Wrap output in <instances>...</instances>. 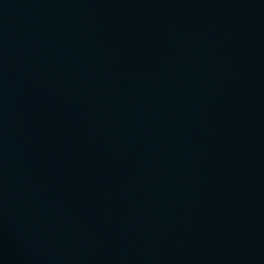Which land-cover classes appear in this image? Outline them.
I'll return each instance as SVG.
<instances>
[{
  "label": "water",
  "instance_id": "95a60500",
  "mask_svg": "<svg viewBox=\"0 0 264 264\" xmlns=\"http://www.w3.org/2000/svg\"><path fill=\"white\" fill-rule=\"evenodd\" d=\"M264 108V0H0V229L121 188Z\"/></svg>",
  "mask_w": 264,
  "mask_h": 264
}]
</instances>
